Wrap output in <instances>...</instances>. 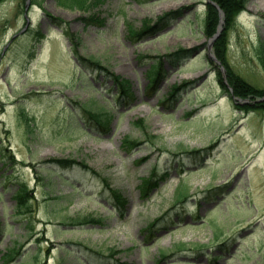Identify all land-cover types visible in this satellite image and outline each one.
<instances>
[{
	"label": "rangeland",
	"instance_id": "rangeland-1",
	"mask_svg": "<svg viewBox=\"0 0 264 264\" xmlns=\"http://www.w3.org/2000/svg\"><path fill=\"white\" fill-rule=\"evenodd\" d=\"M206 1L101 0L82 11L31 0L27 12V0L0 3V151L16 161L6 174L37 199L27 229L15 211L16 187L0 171V264H264V116L242 112L221 89L203 34ZM46 13L68 22L74 44ZM92 16L97 23L85 21ZM149 23L145 37L129 30ZM263 41L264 0H250L230 32L228 58L261 88ZM71 44L129 81L133 97L120 103L116 81L90 70L93 87L83 83ZM180 49L150 87L156 74L148 57ZM174 86L183 88L170 101ZM78 102L104 105L113 115L107 131L90 125ZM141 119L155 138L135 125ZM128 136L142 147L125 152ZM51 158L86 162L101 178L52 166L75 190L43 169ZM154 173L150 190L145 181ZM87 215L105 217V225L63 224ZM17 246L22 256L6 263L3 254Z\"/></svg>",
	"mask_w": 264,
	"mask_h": 264
},
{
	"label": "trees",
	"instance_id": "trees-1",
	"mask_svg": "<svg viewBox=\"0 0 264 264\" xmlns=\"http://www.w3.org/2000/svg\"><path fill=\"white\" fill-rule=\"evenodd\" d=\"M3 0H0V2ZM60 1V0H58ZM69 2V6L71 8H75V6L79 7V8H86L85 5L87 3V0H68ZM215 3H217L219 5V7L223 10L224 14H225V28L222 32V34L220 35V37L217 39V41L214 44V52L216 57L226 66L227 68V79H228V83L229 85L233 88V94L236 97L242 98V99H247L250 98L251 100H256V99H261L264 98V88H259L257 86H254L250 83H248L243 77H241L239 74H237L235 71H233L230 66L228 65L227 62V44H228V30L230 29V27L233 25L234 21H235V17L237 16V14L242 11L247 3L248 0H212ZM87 9V8H86ZM53 21H55V23L58 26H62L64 23V21L59 20V19H55L52 18ZM97 21V19H96ZM218 21H219V16H218V11L212 7L209 6L208 7V16H207V21H206V27H205V34L208 37H211L215 34L216 29H217V25H218ZM151 30L150 25L143 28L140 33H137V35H145L147 34L149 31ZM76 57L78 62L89 67L92 68L93 70H98L100 73H105L110 77H114V74H112V72H110L106 67L102 66V64H100L99 62H96L93 58H91L90 60L84 59L82 57L79 56V54L76 52ZM258 58H259V62L260 65L264 71V42L261 43L259 51H258ZM156 70H157V75L158 77L161 76L162 70H163V63L160 61L157 66H156ZM84 76V75H83ZM82 76V77H83ZM220 82L223 85V87L226 89L222 78V75H220ZM116 81L119 82L120 87L123 90V95L128 97L127 95L129 94V92L127 91V86L128 84L120 81L119 78H115ZM82 109H85V111L92 117L93 121L99 126L101 127V130H107L106 128H108L109 125V116L102 114L101 112H95L93 109H88L87 106L86 107H82ZM244 109L246 110H255L258 111L260 113H262L264 115V102H257L255 104L252 105H246L244 106ZM137 127L141 128L144 132L145 135L150 134L149 130H148V126H146L145 122L143 120H139L137 121V123L135 124ZM151 138H155V136H152ZM143 144V142L140 139H134L131 138L130 136L126 137L123 141V148L126 151H133L139 147H141ZM73 163H77L75 160H68V159H50L48 160L47 164H51V165H57V166H69ZM6 165H8V162L5 163ZM81 164L80 167H82L85 170L90 169V167L85 164V163H78ZM49 171V170H47ZM9 181H14V179L12 178V176H7L6 177ZM61 179H63V181H67L66 179H64L61 176ZM73 186V184H70ZM156 185V175L150 177L149 180L145 181V186L147 188H149L150 190ZM115 198L117 203L120 205H125V200L120 196V195H116L115 194ZM15 199H16V212L18 214H20L21 216H23V214H28L30 213L31 210V204L30 201L31 199H33V196H30V192L27 190V186L24 183H18V190L16 192L15 195ZM186 199L184 198V201ZM183 201V200H182ZM179 201V202H182ZM29 218V217H28ZM103 218L101 216H95V215H87L84 217H79V218H75V219H71L70 223L71 225H89V224H102L103 223ZM161 219L156 220V222H160ZM156 222L154 223V225L152 227H150L149 229L154 228ZM67 223V222H66ZM1 231V228H0ZM114 254V252H113ZM116 254V253H115ZM20 255V250H13L10 253V257L13 260L16 256Z\"/></svg>",
	"mask_w": 264,
	"mask_h": 264
}]
</instances>
